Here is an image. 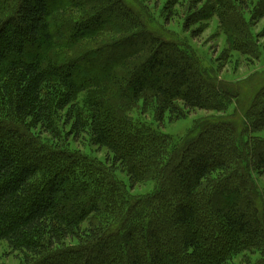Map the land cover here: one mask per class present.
Masks as SVG:
<instances>
[{
	"label": "trees",
	"instance_id": "16d2710c",
	"mask_svg": "<svg viewBox=\"0 0 264 264\" xmlns=\"http://www.w3.org/2000/svg\"><path fill=\"white\" fill-rule=\"evenodd\" d=\"M185 1L167 0V22ZM246 1L260 18L264 0H212L192 5L183 29L195 36L190 26L215 16L246 53ZM152 25L125 0H0V246L18 264H229L253 250L264 264L252 177L264 176V87L244 104L243 130L207 118L169 149L161 132L133 125V108L152 107L157 122L224 114L234 93ZM63 127L75 142L90 133L132 186L153 191L130 195L111 169L66 151Z\"/></svg>",
	"mask_w": 264,
	"mask_h": 264
},
{
	"label": "rangeland",
	"instance_id": "374dc122",
	"mask_svg": "<svg viewBox=\"0 0 264 264\" xmlns=\"http://www.w3.org/2000/svg\"><path fill=\"white\" fill-rule=\"evenodd\" d=\"M125 1L132 6H139L142 12L145 11L150 20L154 22V25H152L154 29L162 33L164 32L167 36H172V39L175 41L185 43L198 57L203 67L211 71V75L219 81L218 83L233 89L234 93V98L230 101V104L227 105L228 107L224 114L212 111L189 110L185 117L170 119L168 114L164 116V120L161 122H157L152 107L143 112L142 103H140L138 107L133 108L134 110L129 113L130 118L134 120L133 125L148 127L152 130L161 132L166 138L169 149L192 134L197 124L207 118H225L226 120L239 123V125H237L240 128L239 130H243L246 122V118L244 117L246 107H244V104L252 101L255 96L254 94H256L261 87H264V11L260 18L255 19L250 13L253 7L249 1H246L248 4L246 8L241 7L243 12L242 29L245 31V40L253 47L250 48L248 52L244 53L233 49L232 44L229 45L228 41H225L219 19L215 16H205L206 18L202 19L200 23L191 25L189 30L202 29V31L195 36L184 31L185 14L191 13V11H188L190 7H192V5L203 7L205 4H210L212 0H186L183 2L182 6L175 5L172 9L174 11L172 12L174 16H172L170 20L168 19V22L165 19V4L167 0ZM254 2H257V0H254ZM240 38L244 39L243 34H241ZM106 43L107 42L98 40L93 42L91 46L96 47L99 44L105 45ZM239 100L241 105H239ZM85 101L86 97L81 96L77 102V106L87 119L89 115V106L85 105ZM226 103L228 102L225 101V106ZM260 107L261 105L258 102L256 108L259 109ZM57 123V126L62 129L63 125L61 122L58 121ZM87 124L89 126L88 122ZM89 129L90 128L87 127L85 131ZM67 133L68 132L64 129L61 139L63 142L61 146H63L66 151L83 152V154L88 155L92 160L102 163L105 167L111 169L117 182L121 183L130 195L141 196L153 191V182L132 186L122 166H111L110 159L112 156L108 154L110 152L105 148L93 145L90 133L80 135L77 142ZM255 136L264 139V133ZM252 177L258 193L264 194V176L254 173ZM261 198L263 201L260 206L264 209V197L261 195ZM14 256L9 255L5 246H0V264H18L19 257ZM261 259V254L253 250L249 253L243 252L235 256L229 264H256L261 261Z\"/></svg>",
	"mask_w": 264,
	"mask_h": 264
}]
</instances>
